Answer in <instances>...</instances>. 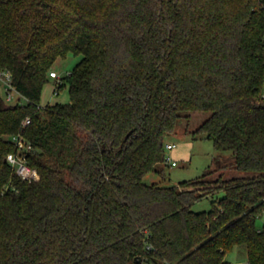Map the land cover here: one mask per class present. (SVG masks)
Instances as JSON below:
<instances>
[{
	"label": "trees",
	"instance_id": "1",
	"mask_svg": "<svg viewBox=\"0 0 264 264\" xmlns=\"http://www.w3.org/2000/svg\"><path fill=\"white\" fill-rule=\"evenodd\" d=\"M71 52L70 101L42 107ZM0 70L26 100L0 92V264H233L238 245L264 264V0H0ZM198 112L254 176L145 184ZM18 134L38 180L6 161Z\"/></svg>",
	"mask_w": 264,
	"mask_h": 264
},
{
	"label": "rangeland",
	"instance_id": "2",
	"mask_svg": "<svg viewBox=\"0 0 264 264\" xmlns=\"http://www.w3.org/2000/svg\"><path fill=\"white\" fill-rule=\"evenodd\" d=\"M81 58V55L68 53L65 58H59L55 61L52 70L58 73L59 78H64L72 72ZM59 81V79L49 78L41 94L40 104L42 107L70 101L68 84L66 83L65 86L58 89L57 83ZM21 101L22 103L26 102L25 99ZM209 115L210 113L207 112L192 113L191 118L179 121L176 132L167 138V143L175 144L176 147L171 151L166 150L167 158L170 157L177 164L172 165L168 162L160 164L157 167H163V175L159 172L150 173L144 179L145 184H156L161 187L177 186L183 181L201 178L209 168L220 170L218 175H222L224 179L254 176V174L250 175V173L231 169L229 164L234 160L231 152L218 151L215 149L212 140L194 134L197 127ZM226 164L228 166L219 168ZM222 195V192L218 194L219 197ZM211 206V199L204 197L194 204L193 210L197 212L208 211ZM256 224L258 228L264 226V213L257 218ZM226 260L233 264H248L246 246H236L226 255Z\"/></svg>",
	"mask_w": 264,
	"mask_h": 264
},
{
	"label": "built area",
	"instance_id": "3",
	"mask_svg": "<svg viewBox=\"0 0 264 264\" xmlns=\"http://www.w3.org/2000/svg\"><path fill=\"white\" fill-rule=\"evenodd\" d=\"M50 77L59 79L60 81L62 79L59 78L58 73L55 71L50 72ZM0 92L3 94L6 101L9 103L21 102V95L18 93V91L13 85L12 74L9 71L0 70ZM262 96L264 98V81L262 87ZM28 124H30V119L26 118L23 121V126H27ZM9 140L13 143L15 150L7 155L6 161L8 162V164L23 180H38L40 177L38 170L32 167L27 161L28 154L33 150L32 144L29 143L23 136L19 134L10 136ZM175 147L176 145L172 143L165 144V149L168 151L173 150ZM166 162L171 163L172 165L177 164L170 157L167 158V156Z\"/></svg>",
	"mask_w": 264,
	"mask_h": 264
}]
</instances>
